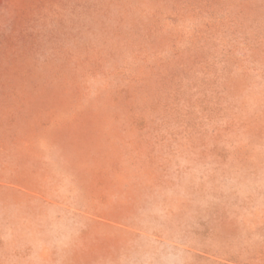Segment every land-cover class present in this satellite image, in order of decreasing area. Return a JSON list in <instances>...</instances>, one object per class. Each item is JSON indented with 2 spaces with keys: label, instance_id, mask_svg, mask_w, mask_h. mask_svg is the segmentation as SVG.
Listing matches in <instances>:
<instances>
[{
  "label": "rangeland",
  "instance_id": "374dc122",
  "mask_svg": "<svg viewBox=\"0 0 264 264\" xmlns=\"http://www.w3.org/2000/svg\"><path fill=\"white\" fill-rule=\"evenodd\" d=\"M0 264H264V0H0Z\"/></svg>",
  "mask_w": 264,
  "mask_h": 264
}]
</instances>
